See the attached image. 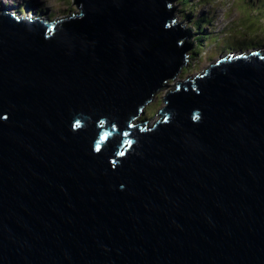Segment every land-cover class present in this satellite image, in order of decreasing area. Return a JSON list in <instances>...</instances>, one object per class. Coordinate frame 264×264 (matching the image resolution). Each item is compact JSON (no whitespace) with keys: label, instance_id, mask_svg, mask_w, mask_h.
I'll return each mask as SVG.
<instances>
[{"label":"water","instance_id":"95a60500","mask_svg":"<svg viewBox=\"0 0 264 264\" xmlns=\"http://www.w3.org/2000/svg\"><path fill=\"white\" fill-rule=\"evenodd\" d=\"M175 1L0 14V264H264V54L136 122L193 48Z\"/></svg>","mask_w":264,"mask_h":264},{"label":"rangeland","instance_id":"374dc122","mask_svg":"<svg viewBox=\"0 0 264 264\" xmlns=\"http://www.w3.org/2000/svg\"><path fill=\"white\" fill-rule=\"evenodd\" d=\"M253 1L257 0H191L189 5L183 0H176L173 3V7H177L175 10L177 23L184 21L186 26L190 23L194 24L193 27L198 34L196 35L193 30L195 33L193 32L194 36L192 35L191 39L199 38L201 40L200 49L196 54L192 52L191 59L187 63L189 65L185 69H181V72L177 74L178 77L176 76L177 79L168 81L169 85L167 86L170 87L162 88L155 94L152 102L144 108L139 120L136 121L137 123L143 122L150 126L158 122L161 118L160 111L163 110L165 97L175 88L173 85L194 79L227 53L264 52V6L261 5L264 2L261 1V3L252 5ZM74 2L75 0H0V10L4 4L12 5L15 3L17 7L10 8H15L13 9L14 13L20 14L23 19L26 18L24 17V9L32 8L27 10V13L30 12V17H35L33 12H36L41 17H39L40 21L47 20L53 23L74 15L75 11L79 12ZM36 5L39 6V9L35 7ZM21 11L23 12L21 13ZM49 13L55 15L48 16ZM29 16L27 19H30ZM198 22L202 27L204 24L208 25L205 26V31L201 30L199 33L197 30ZM244 35L249 38L244 37ZM250 39L254 41H247ZM232 43H239L243 48L234 49L230 47Z\"/></svg>","mask_w":264,"mask_h":264},{"label":"trees","instance_id":"16d2710c","mask_svg":"<svg viewBox=\"0 0 264 264\" xmlns=\"http://www.w3.org/2000/svg\"><path fill=\"white\" fill-rule=\"evenodd\" d=\"M183 1H186L185 3H187L188 5H189V3H190V0H183ZM251 4L254 5L255 3H251ZM261 5L264 6L263 3H262ZM260 12H263V11H260ZM176 19H177V17H176ZM263 20H264V19H263ZM177 22H178V21H177ZM201 23H202V22H201ZM178 24H181V23H178ZM193 25H194V24L190 23V25L186 26V25L183 23V25L181 24V27H182L185 31L194 34L196 31H195ZM191 26H192V27H191ZM205 26H206V25H204V27H202V25L200 24V22H198V24H197V30H199V33H201V30H202V31H203V30L205 31ZM193 30H194L195 32H194ZM193 32H194V33H193ZM195 34L197 35L198 32H196ZM259 42H260V41H259ZM199 43H201V40H199V38H194V39H190V40H189V44L193 47V50L190 51V52L188 53L187 63H188V60L191 59L192 52H194V53L196 54V52L200 49V45H201V44H199ZM235 46H236L235 43H232V44L230 45V47H233L234 49H237V47H235ZM260 46H261V44H260ZM261 47H262V46H261ZM238 48H240V46H238ZM189 63H190V62H189ZM188 65H189V64H187V66H188ZM187 66H185L183 69H185Z\"/></svg>","mask_w":264,"mask_h":264},{"label":"bare ground","instance_id":"6f19581e","mask_svg":"<svg viewBox=\"0 0 264 264\" xmlns=\"http://www.w3.org/2000/svg\"><path fill=\"white\" fill-rule=\"evenodd\" d=\"M19 1H21V0H19ZM35 7L39 9V6H38V5H36ZM5 8H7V6H5ZM20 8H21V7H20ZM22 9H24V8H22ZM30 9H32V8L24 9V13H25V14H24V17H28V16L30 15V12L27 13V12H28L27 10H30ZM22 12H23V11H21V13H22ZM26 13H27V14H26ZM31 13H32V12H31ZM33 13H34V15L37 16L38 18L40 17V15H39V16L37 15L38 13H36V12H33ZM77 13H79V12L75 11L73 14L76 16ZM80 13H81V12H80ZM0 14H1V12H0ZM54 15H55V14H52V13H51V14H50V13L48 14V16H54ZM19 17H20V14H19ZM69 17L71 18V17H73V15H71V16H67L66 19H68ZM20 18H23V17H20ZM49 18H50V17H49ZM44 21H45V20H44ZM187 55H188V54H187ZM220 60H222V58L218 59V61H220ZM223 60H224V59H223ZM179 72H181V70L178 71L177 74H179ZM176 76H177V75H176ZM177 77H178V76H177ZM177 77H175L174 80H176ZM178 83H179V82H178ZM166 88H167V87H165V89H166ZM147 105H148V103L145 105V107H146ZM145 107H144V108H145ZM143 111H144V110H143ZM148 119H149V118H148ZM148 119H147V120H148ZM150 126H152V127L155 126V123H154L153 125H150Z\"/></svg>","mask_w":264,"mask_h":264},{"label":"snow or ice","instance_id":"6c2138e0","mask_svg":"<svg viewBox=\"0 0 264 264\" xmlns=\"http://www.w3.org/2000/svg\"><path fill=\"white\" fill-rule=\"evenodd\" d=\"M75 126H76V127H79L80 125H79V123H77Z\"/></svg>","mask_w":264,"mask_h":264},{"label":"flooded vegetation","instance_id":"af4514ba","mask_svg":"<svg viewBox=\"0 0 264 264\" xmlns=\"http://www.w3.org/2000/svg\"><path fill=\"white\" fill-rule=\"evenodd\" d=\"M146 117V116H145Z\"/></svg>","mask_w":264,"mask_h":264}]
</instances>
